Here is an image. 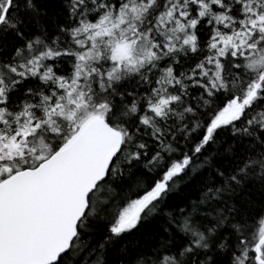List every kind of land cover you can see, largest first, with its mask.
Listing matches in <instances>:
<instances>
[{
  "label": "snow or ice",
  "instance_id": "6c2138e0",
  "mask_svg": "<svg viewBox=\"0 0 264 264\" xmlns=\"http://www.w3.org/2000/svg\"><path fill=\"white\" fill-rule=\"evenodd\" d=\"M0 264H264V0H0Z\"/></svg>",
  "mask_w": 264,
  "mask_h": 264
},
{
  "label": "trees",
  "instance_id": "16d2710c",
  "mask_svg": "<svg viewBox=\"0 0 264 264\" xmlns=\"http://www.w3.org/2000/svg\"><path fill=\"white\" fill-rule=\"evenodd\" d=\"M184 189H183V186H181L178 190H177V193H176V196H180L182 193H183Z\"/></svg>",
  "mask_w": 264,
  "mask_h": 264
}]
</instances>
